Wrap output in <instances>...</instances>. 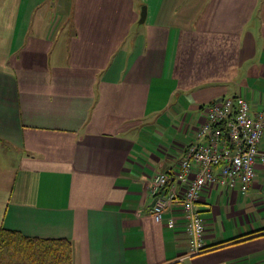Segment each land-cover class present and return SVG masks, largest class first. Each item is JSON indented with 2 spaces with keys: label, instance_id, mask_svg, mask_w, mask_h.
I'll use <instances>...</instances> for the list:
<instances>
[{
  "label": "crops",
  "instance_id": "0c3cea01",
  "mask_svg": "<svg viewBox=\"0 0 264 264\" xmlns=\"http://www.w3.org/2000/svg\"><path fill=\"white\" fill-rule=\"evenodd\" d=\"M234 96L264 108V0H0V227L71 264H264V166L202 190L198 254L179 209L152 215V178Z\"/></svg>",
  "mask_w": 264,
  "mask_h": 264
},
{
  "label": "built area",
  "instance_id": "2783aa9c",
  "mask_svg": "<svg viewBox=\"0 0 264 264\" xmlns=\"http://www.w3.org/2000/svg\"><path fill=\"white\" fill-rule=\"evenodd\" d=\"M205 114L197 136L206 138L207 143L190 146L172 175L158 173L151 183L152 215L160 222L168 210H180L190 236L189 254L205 249L202 219L196 209L202 190L212 184H239L240 191L246 193L257 166H264V150L259 148L264 108L252 114L248 102L234 96L213 102ZM166 225L173 228L175 219L171 217Z\"/></svg>",
  "mask_w": 264,
  "mask_h": 264
},
{
  "label": "trees",
  "instance_id": "16d2710c",
  "mask_svg": "<svg viewBox=\"0 0 264 264\" xmlns=\"http://www.w3.org/2000/svg\"><path fill=\"white\" fill-rule=\"evenodd\" d=\"M71 244L66 239L27 237L0 227V264H71Z\"/></svg>",
  "mask_w": 264,
  "mask_h": 264
},
{
  "label": "water",
  "instance_id": "95a60500",
  "mask_svg": "<svg viewBox=\"0 0 264 264\" xmlns=\"http://www.w3.org/2000/svg\"><path fill=\"white\" fill-rule=\"evenodd\" d=\"M145 18H146V8H145V6H143L142 9H141L140 20H139V22H144ZM220 100H221V99H219V100H217V101H220ZM154 203H155V200L153 201V204H154Z\"/></svg>",
  "mask_w": 264,
  "mask_h": 264
}]
</instances>
